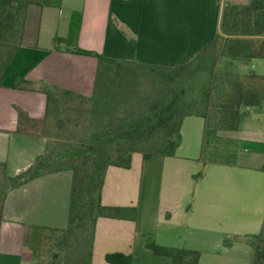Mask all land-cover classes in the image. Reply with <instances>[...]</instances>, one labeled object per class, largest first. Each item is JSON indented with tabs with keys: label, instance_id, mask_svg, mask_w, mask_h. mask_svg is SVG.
Returning a JSON list of instances; mask_svg holds the SVG:
<instances>
[{
	"label": "crops",
	"instance_id": "0c3cea01",
	"mask_svg": "<svg viewBox=\"0 0 264 264\" xmlns=\"http://www.w3.org/2000/svg\"><path fill=\"white\" fill-rule=\"evenodd\" d=\"M249 2L61 0L59 7L31 6L23 43L0 84V163L17 176L45 154L54 126L46 87L93 96L98 59L73 53L76 46L118 61L185 65L221 33L225 7ZM74 13L83 21L78 40L70 42ZM252 62L259 73L251 72L264 76V59ZM240 71L246 73L243 66ZM18 80L25 83L17 86ZM205 128L204 118L186 117L175 156L145 160L136 153L130 169H108L103 206L135 208L137 214L97 220L92 264H109L112 253L131 256L132 264H173L155 255L151 244L198 252V264H254L251 238L264 240V103L244 111L239 130L221 134L241 146L236 162L203 160ZM72 185L73 173L62 171L10 191L0 264L33 262L25 247L33 227L67 229Z\"/></svg>",
	"mask_w": 264,
	"mask_h": 264
},
{
	"label": "trees",
	"instance_id": "16d2710c",
	"mask_svg": "<svg viewBox=\"0 0 264 264\" xmlns=\"http://www.w3.org/2000/svg\"><path fill=\"white\" fill-rule=\"evenodd\" d=\"M61 0H0V84L4 70L11 64L19 46L31 6L59 7ZM83 14L74 13L70 25V42H76ZM65 43V42H62ZM58 49V47H56ZM3 52V54L1 53ZM73 53L98 59L95 91L87 98L55 87H46L54 127L61 120V105L91 102L94 130L82 143L62 146L53 137L37 165L17 176H10L6 164L0 163V229L4 206L10 191L47 174L70 171L73 185L69 225L65 230L33 227L25 247L36 260V249L42 234L61 233L59 243L67 244L84 225L92 220L91 238L77 251L71 264H92L94 232L100 217L124 219L135 208L107 207L102 204V191L110 167L130 169L133 155L145 160L154 156L173 157L181 144L183 120L199 116L206 120L203 160L217 153L220 131H237L246 109H259L264 103V76L242 73L256 59H264V0H250L247 5H228L221 22V33L191 62L177 67H162L138 61H118L96 52L75 47ZM224 66L219 67V61ZM25 83L18 80L17 86ZM144 88V92L140 90ZM64 106V105H63ZM235 143V142H234ZM232 152L237 156V144ZM135 218V217H133ZM254 264H264V240L252 237ZM155 255L172 259L173 264H198L200 254L187 249L151 244ZM58 254L52 256L57 260ZM109 264H132L133 259L121 253L106 255Z\"/></svg>",
	"mask_w": 264,
	"mask_h": 264
},
{
	"label": "rangeland",
	"instance_id": "374dc122",
	"mask_svg": "<svg viewBox=\"0 0 264 264\" xmlns=\"http://www.w3.org/2000/svg\"><path fill=\"white\" fill-rule=\"evenodd\" d=\"M1 53L3 54V52ZM255 64V62H252L251 64L243 66V71L249 73L254 69L255 73H259V68H255ZM221 66H224L223 60L219 61V67ZM144 91V88L140 90V92ZM60 99L64 101L61 105V114L58 116L61 122L58 126L52 127L53 137L59 139L60 142H62V146L75 143L80 144L88 138L94 130V123L90 115L93 109L92 104L91 102L84 104L78 100L66 103L65 98L62 96H60ZM224 132L230 131L219 132L220 138L216 140L218 151L210 159L219 162L237 161L238 157H236V159L232 157V152L235 150V143L221 136ZM241 151V146H237L238 155ZM84 220V225L78 229L76 236L67 244L61 245L59 243L61 239V233L59 232L48 231L42 234L43 237L36 246V260L34 261L33 257V262L31 264H51L54 254H58V257L52 264L73 263L78 257L77 251L91 238L92 220L89 217H86Z\"/></svg>",
	"mask_w": 264,
	"mask_h": 264
}]
</instances>
